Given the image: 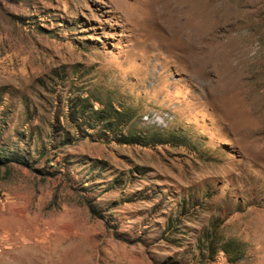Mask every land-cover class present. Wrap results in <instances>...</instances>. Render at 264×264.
<instances>
[{
  "label": "rangeland",
  "instance_id": "374dc122",
  "mask_svg": "<svg viewBox=\"0 0 264 264\" xmlns=\"http://www.w3.org/2000/svg\"><path fill=\"white\" fill-rule=\"evenodd\" d=\"M0 158V264H264V0H0Z\"/></svg>",
  "mask_w": 264,
  "mask_h": 264
},
{
  "label": "trees",
  "instance_id": "16d2710c",
  "mask_svg": "<svg viewBox=\"0 0 264 264\" xmlns=\"http://www.w3.org/2000/svg\"><path fill=\"white\" fill-rule=\"evenodd\" d=\"M87 99H85L86 101ZM83 110L86 114L90 115V118L87 120L88 126L91 129H100L102 128L103 132H113L114 139L123 144H146L142 135H129L125 134L122 131L117 133V128L124 126L123 123H126L133 118V112L129 109L120 110L118 107H114L111 102H106L103 107L90 106L87 107L86 103L83 104ZM119 134V135H118ZM113 139V138H112ZM11 161H17L18 163H24L21 159H11ZM9 160L0 158L1 164H7ZM232 247V246H231Z\"/></svg>",
  "mask_w": 264,
  "mask_h": 264
},
{
  "label": "built area",
  "instance_id": "2783aa9c",
  "mask_svg": "<svg viewBox=\"0 0 264 264\" xmlns=\"http://www.w3.org/2000/svg\"><path fill=\"white\" fill-rule=\"evenodd\" d=\"M151 116V115H150Z\"/></svg>",
  "mask_w": 264,
  "mask_h": 264
}]
</instances>
